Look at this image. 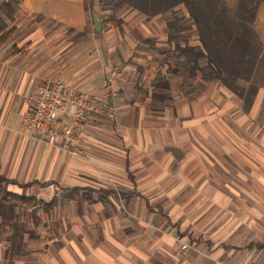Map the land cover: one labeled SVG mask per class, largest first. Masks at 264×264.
I'll return each mask as SVG.
<instances>
[{
  "label": "crops",
  "instance_id": "obj_1",
  "mask_svg": "<svg viewBox=\"0 0 264 264\" xmlns=\"http://www.w3.org/2000/svg\"><path fill=\"white\" fill-rule=\"evenodd\" d=\"M88 3L22 0L0 45V174L37 200L20 213L30 226L17 247L16 230L0 224V264H264V3L247 29L253 67L237 91L166 77H182L169 35L200 45L193 24L170 28L167 11L127 7L116 21L108 9L97 31ZM53 79L110 108L85 115L77 157L60 135L50 144L26 123L35 90ZM158 79L170 87L152 99ZM240 141L259 165L242 166L231 144ZM72 188L86 198L69 197Z\"/></svg>",
  "mask_w": 264,
  "mask_h": 264
},
{
  "label": "trees",
  "instance_id": "obj_2",
  "mask_svg": "<svg viewBox=\"0 0 264 264\" xmlns=\"http://www.w3.org/2000/svg\"><path fill=\"white\" fill-rule=\"evenodd\" d=\"M22 0L0 1V45L7 41L14 32V27L9 24L16 18L17 6ZM110 9V18L116 21L115 15L125 7H132L146 15H153L165 11L174 13L173 8L183 6L186 9L190 23L196 28L200 45H190L185 42L180 45L177 42V34L169 35L170 40L176 41L173 51L183 58L182 65L187 69V75L194 77L200 75L203 79L218 80L232 90L237 91L234 75L242 76L249 73L253 67L250 55L254 51V45L248 39L247 29L252 22L254 9L264 0H234L231 3L226 0H98ZM96 13V11L93 9ZM175 22H168L173 28ZM183 28L180 26V29ZM176 33L178 30L175 31ZM84 32L73 36L79 40ZM247 58H242L244 56ZM167 64V68H168ZM170 84L167 80L158 79L153 83L151 98H163L162 91L168 89ZM242 96V92H239ZM12 183L8 178L0 174V224L12 227L16 232L13 234V247L21 242L20 226L18 218L21 211L36 205L37 200L32 195L17 194L8 190ZM25 187V185H23ZM94 190L89 189V192ZM67 195L74 199L86 198L80 188L67 190ZM87 199H90L88 197ZM20 227H19V226Z\"/></svg>",
  "mask_w": 264,
  "mask_h": 264
},
{
  "label": "built area",
  "instance_id": "obj_3",
  "mask_svg": "<svg viewBox=\"0 0 264 264\" xmlns=\"http://www.w3.org/2000/svg\"><path fill=\"white\" fill-rule=\"evenodd\" d=\"M34 101L26 116L28 127L50 144H55L60 135L62 147L76 157L80 156L78 144L86 135L85 115L110 112L106 98L89 96L62 79L45 80L35 90ZM70 106L73 107L72 118L65 122L59 114Z\"/></svg>",
  "mask_w": 264,
  "mask_h": 264
},
{
  "label": "rangeland",
  "instance_id": "obj_4",
  "mask_svg": "<svg viewBox=\"0 0 264 264\" xmlns=\"http://www.w3.org/2000/svg\"><path fill=\"white\" fill-rule=\"evenodd\" d=\"M88 6H89L88 18H91L93 9L96 11V14H97L96 18L97 19L100 18V20L105 22L106 19L109 17V12L107 11L108 9L104 5L103 2H98V0H89ZM128 7H130V6H128ZM125 8H127V7H125ZM182 8H183L182 10H184L185 12H179L178 13L179 17L177 16L178 19H176V16H174V15L172 16V14L169 13L170 11H167L168 13H166V15H164V17L170 18V21L175 22V24L178 25L179 27L181 25H184V27H185L186 25L190 24L191 21H190V19L187 16L186 9L183 6H182ZM181 13H186V15L185 14L182 15ZM89 21H90V19H89ZM180 64H181V67L179 68V70H180V74L182 76L181 78L178 77V78L175 79L174 77H171L169 75L166 76V77H170L169 81L171 82L172 86L173 85L175 86L177 83H179L178 79H181V83H183V84H186V83H188V81H190V79H189V77L187 75V69L182 65V62L181 63L174 62V65H176L178 67L180 66ZM239 73H240L239 76H237V74H238L237 72H235V74L229 75L230 79H232L234 75L236 76V78H235L236 87L238 86L237 85L238 84V79L242 78V72H239ZM231 144H232V146H235L236 148L240 146V151H241V156H242V166L243 165H248V166H252L253 167L255 165H259L260 164V159L255 156L256 153L254 152V150H252L250 148H247V150L244 149L242 147L244 145V143H242V141L235 142V143L233 142ZM238 144H239V146H238ZM28 213H26V214H28ZM18 221L20 223V226H22L23 228H29V226H30L29 222L25 223V222H22L20 219H18ZM24 224H25V227H24ZM9 228L14 230L12 227H9Z\"/></svg>",
  "mask_w": 264,
  "mask_h": 264
},
{
  "label": "water",
  "instance_id": "obj_5",
  "mask_svg": "<svg viewBox=\"0 0 264 264\" xmlns=\"http://www.w3.org/2000/svg\"><path fill=\"white\" fill-rule=\"evenodd\" d=\"M92 18H93L94 27H95V29L98 31V30L100 29V22H99V20L96 18L95 15H93Z\"/></svg>",
  "mask_w": 264,
  "mask_h": 264
}]
</instances>
